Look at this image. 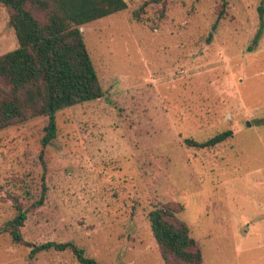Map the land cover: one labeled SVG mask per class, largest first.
Wrapping results in <instances>:
<instances>
[{"label":"rangeland","instance_id":"374dc122","mask_svg":"<svg viewBox=\"0 0 264 264\" xmlns=\"http://www.w3.org/2000/svg\"><path fill=\"white\" fill-rule=\"evenodd\" d=\"M126 1L81 26L104 96L59 111L47 147L45 116L0 130V264H83L70 249L31 255L6 231L11 195L28 206L43 183L21 228L31 243L165 264L147 218L161 201L183 207L203 264H264V0ZM18 47L0 3V55ZM226 130L216 146L185 142Z\"/></svg>","mask_w":264,"mask_h":264},{"label":"trees","instance_id":"16d2710c","mask_svg":"<svg viewBox=\"0 0 264 264\" xmlns=\"http://www.w3.org/2000/svg\"><path fill=\"white\" fill-rule=\"evenodd\" d=\"M0 3L6 8L19 40L18 48L0 55V130L45 116L43 146L47 147L58 133L59 111L105 94L81 26L123 11L128 3L126 0H0ZM224 4L227 0H223ZM259 11L262 31L263 7ZM218 16L223 18L224 11ZM232 135V130H226L202 142L191 137L185 142L204 148L216 146ZM22 182L20 188L33 193L30 179ZM46 193L47 185L43 183L39 196L28 206L17 193L11 195L16 215L7 223L6 231L13 241L30 246L31 255L50 249H70L83 264H102L86 256L85 250L71 241L34 244L24 239L21 228L29 213L44 204ZM182 209L172 202L153 204L147 213L152 234L165 264H203V250L192 236L190 226L179 216Z\"/></svg>","mask_w":264,"mask_h":264}]
</instances>
